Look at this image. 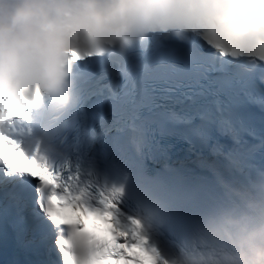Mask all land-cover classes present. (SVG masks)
I'll list each match as a JSON object with an SVG mask.
<instances>
[{
    "label": "snow or ice",
    "instance_id": "6c2138e0",
    "mask_svg": "<svg viewBox=\"0 0 264 264\" xmlns=\"http://www.w3.org/2000/svg\"><path fill=\"white\" fill-rule=\"evenodd\" d=\"M141 2L162 19L126 57L68 54L67 108L39 102L29 68L0 67V264H141L131 250L147 245L123 216L142 196L147 159L177 144L264 150V47L249 60L235 44L264 38V0ZM172 27L190 35L165 38ZM217 31L225 38L212 41ZM17 154L34 170L18 169ZM54 200L83 223L62 218ZM89 222L113 228L77 235Z\"/></svg>",
    "mask_w": 264,
    "mask_h": 264
},
{
    "label": "clouds",
    "instance_id": "9594fccd",
    "mask_svg": "<svg viewBox=\"0 0 264 264\" xmlns=\"http://www.w3.org/2000/svg\"><path fill=\"white\" fill-rule=\"evenodd\" d=\"M160 19L145 13L141 0H0V67L29 68L39 102L67 108L75 73V64L68 62L70 52L126 57L150 38ZM187 35L186 30L172 27L165 38ZM224 38L220 31L211 37L212 41ZM235 44L241 57L250 60L264 47V38L244 35ZM18 87L24 90L22 82ZM131 212H125L123 219L135 221L134 228L147 245V250H131L141 264H264V172L221 184L205 205L184 220L185 237L179 243L163 244L173 218L158 203L145 212L133 200ZM85 228L77 235L87 233ZM152 232L159 236L150 244Z\"/></svg>",
    "mask_w": 264,
    "mask_h": 264
},
{
    "label": "bare ground",
    "instance_id": "6f19581e",
    "mask_svg": "<svg viewBox=\"0 0 264 264\" xmlns=\"http://www.w3.org/2000/svg\"><path fill=\"white\" fill-rule=\"evenodd\" d=\"M218 166H222V164L217 163ZM179 167V166H178ZM181 169H183L187 174L188 177L192 178L193 181L188 184L187 186H181L186 191L193 190L192 192L201 193L207 196L208 198L212 197L215 192L218 190L219 185L215 178L218 177L217 171L213 170L219 168L217 166L213 167H205L204 165H196V164H187V162L182 160ZM221 171V169H218ZM257 173L264 170V167H260L256 169ZM220 183L223 184L221 179H219ZM209 182V184H207ZM225 184V183H224ZM128 212V211H126ZM173 224V223H172ZM159 234V233H158ZM166 239L163 241L169 242H182L185 237V224L176 223L170 225L166 228L164 233Z\"/></svg>",
    "mask_w": 264,
    "mask_h": 264
},
{
    "label": "rangeland",
    "instance_id": "374dc122",
    "mask_svg": "<svg viewBox=\"0 0 264 264\" xmlns=\"http://www.w3.org/2000/svg\"><path fill=\"white\" fill-rule=\"evenodd\" d=\"M146 234H147V233H146ZM155 235H156V234H155ZM156 236H157V235H156ZM151 237H154V236H152V235H150V236H149V239H150V244H152V243L156 242L155 240L153 241ZM157 238H158V237H157ZM157 238L155 237V239H157ZM168 243H169V241H168ZM163 244H165V245H166V244H167V242H166V241H163Z\"/></svg>",
    "mask_w": 264,
    "mask_h": 264
}]
</instances>
